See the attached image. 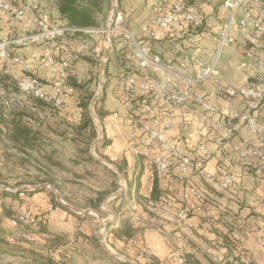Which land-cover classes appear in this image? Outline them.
<instances>
[{
  "label": "crops",
  "instance_id": "crops-1",
  "mask_svg": "<svg viewBox=\"0 0 264 264\" xmlns=\"http://www.w3.org/2000/svg\"><path fill=\"white\" fill-rule=\"evenodd\" d=\"M8 1L15 6H21L33 0ZM173 1L116 0L117 13H121L124 31L118 33L115 38L116 43L112 44L110 57L106 63L108 79H106L104 94L97 107L102 114L100 118L102 124L100 156L111 163L115 169L102 162L99 164H102L109 175L112 174V184L119 185V190L123 188V192L113 197L115 191H99L94 193L92 198L98 193H103L107 195L105 200L110 199L109 204L112 202V210L110 209L106 216L96 221L95 224H98L100 233L102 223L104 220L108 221L103 229L107 244L109 242L112 251L115 247L120 250L124 247L126 252L122 250L118 252V255L122 257L113 254L110 256L101 243L99 233L98 247L102 249V254L107 255L111 263V260L120 262L117 264H133V262L150 264L154 261L160 264L179 253H183L185 257L191 255L201 264H264V249L258 243L259 239L264 240V172L240 160L233 151V146L243 138L255 139L245 125L241 124L228 144L221 146L220 153L207 161L205 174L211 175L212 181H208L194 171H191L188 177H183L177 170L176 164L173 175L159 176L149 168L143 156L133 151L134 147L142 148L149 145L147 136L141 132L140 128L144 123L155 118L154 114L146 110L147 104L153 102L151 95L138 92L130 104H125L117 91V84L125 75L140 78L145 72L153 74L151 68L143 69L137 60L127 58V55L135 48L134 40L151 46L154 55H159L163 63L174 68L179 67L183 62L190 63L195 48H202L203 56L209 57L217 47L216 33L208 26L201 31H193L198 35L197 46L191 45L187 36L181 31L153 33L142 30V26L147 21L163 15ZM222 1L209 0L202 5V9L206 14H212L220 8ZM189 2L194 5L200 4L198 0ZM106 5H110L113 9L114 0H103L99 4V12L96 13L98 14V27L84 28L83 32L77 34L68 33L57 43L50 45L57 61L64 60L70 63L68 85L73 90L65 96L64 107H57L60 108L59 110H54L49 103L52 101H45L44 104L41 103L42 105L35 104V109L33 108L34 111L44 116L42 119L39 118L40 122L31 121L34 133L38 132L40 135L33 151L42 153L41 156L44 162L46 161L43 164L44 167H48L53 173L55 168L48 165L50 160L61 164V169H65L62 161L56 160L54 154L60 150L67 153L73 150H85L83 145L74 141L77 135L73 133V128L80 124L82 112L79 92L69 81L71 78L79 83L86 80L84 72L86 68L88 70V60H91L89 55L92 56L97 48L100 50L105 48L101 29ZM36 11L38 14L48 15L50 22L54 25L69 23L66 17L61 15L57 0H40ZM129 34L134 35V40L127 39ZM22 35L16 21L0 14V39H15ZM45 48L46 45L43 42L37 44L28 42L25 45L13 46L12 54L27 61L30 66L28 72L41 80L47 94L55 96L50 69L43 65L42 57H40L43 56ZM241 49L242 46L233 45L223 52L222 74L219 77L223 86L243 88L249 85L245 73L238 66L237 58ZM26 74L20 65L12 61H0V77L17 82ZM201 88L206 89L201 90ZM195 91L219 105L222 118L228 125L237 124L232 116L235 111H248V102L245 99L224 96L212 81L194 89ZM53 105L55 106L54 102ZM261 107L259 106L254 114L259 124L264 127V111H262L264 107ZM201 114L200 107L191 100L187 108L177 112L174 129L168 134L169 141L177 144L181 153L191 158L199 155L196 149L197 123ZM54 123L57 128H61L59 131L55 127L53 129ZM206 138L213 145L218 142L213 131L206 132ZM42 169L45 171L44 168L39 169L37 175L39 181L43 179L39 177L44 175L41 173ZM112 172L117 175L116 178ZM118 172L123 175V182L120 181ZM85 173L88 174V171ZM226 175H231L234 180L232 186L227 189L221 186ZM155 184H158L161 194L154 200ZM189 184L198 187L204 193V202L199 211L189 214L187 221H180L177 214L185 206L183 192ZM6 191L11 190L6 189ZM11 192L19 193L20 199L27 195V200L34 204L31 212L48 232V235L37 233L33 236L32 240L41 248L45 247L44 244L49 235L54 234L65 235L70 242L79 241L89 251L85 252L87 254L98 253L96 242L92 240L95 234L93 219L88 215L76 213L66 206V209L71 210L72 213L58 207L49 193L50 188ZM169 197L176 202L175 210L170 213L150 211L148 207L150 201L157 202L161 198ZM133 204L138 205L136 211L129 208ZM23 211L26 210L23 209ZM0 219H4L1 209ZM145 223L155 224L153 230H146ZM10 225L13 228L17 226L14 222ZM125 226H130L134 232L130 240H126L119 234ZM146 245L152 247L150 258L137 251V248L140 249ZM70 258L73 259L72 255Z\"/></svg>",
  "mask_w": 264,
  "mask_h": 264
},
{
  "label": "built area",
  "instance_id": "built-area-1",
  "mask_svg": "<svg viewBox=\"0 0 264 264\" xmlns=\"http://www.w3.org/2000/svg\"><path fill=\"white\" fill-rule=\"evenodd\" d=\"M39 1L33 0L15 6L8 0H0V14L16 21L23 33L19 38L0 39V61H12L27 73L17 81V92L8 95L0 88V96L7 109L13 102H20L30 97L52 101L56 107L63 108L65 96L73 91L68 85L70 63L64 60L57 61L50 45L60 41L68 33L77 34L84 30L68 24H52L48 15L37 13L36 7ZM198 1L200 4L194 5L188 0H174L163 15L147 21L142 26V30L153 33L181 31L187 36L191 45L197 46L198 35L193 31L198 32L208 26L216 33L215 52L205 57L202 48H195L190 63L183 62L179 67L174 68L163 63L159 55H154L151 46L135 41L134 35L129 34L127 39L134 40L135 48L127 58L137 60L143 69L151 68L153 74L145 72L140 78L125 75L117 84V91L125 104H130L138 92L151 95L153 102L147 104L146 110L154 114L155 118L147 121L140 128L147 136L149 145L133 148L137 155L146 159L151 170L159 176L168 177L174 174L176 164L177 170L183 177H188L190 172L194 171L208 181H212V176L205 174L207 161L220 153L221 146L228 144L241 124L247 127L255 139L243 138L233 146L234 153L240 160L253 159L264 165V127L259 124L254 114L259 106L264 107V0H223L220 8L212 14H206L202 9V5L209 0ZM107 23L108 42L110 41L112 45V37L115 39L119 32L124 31L121 13H117L116 9L114 17H110ZM28 42L31 44L43 42L46 45L43 56L40 57L43 65L50 69L55 96L47 94L41 80L28 72L30 66L27 61L12 54L13 46L25 45ZM233 45L242 46L237 61L249 81V85L243 88L223 86L219 79L223 52ZM104 49H95V56H99ZM211 81L224 96L241 97L248 102L247 112L233 113V119L237 121L236 125H228L224 122L216 102L208 100L199 92H194V89ZM191 100L202 111L197 123L196 149L199 155L195 158L182 154L178 145L168 139V134L174 129L177 112L187 108ZM209 131H213L216 135L218 142L215 145L206 138V132ZM233 182V177L226 175L221 186L227 189ZM183 198L185 206L180 209L177 216L180 221H187L190 213L202 208L204 193L198 187L189 184L184 189ZM129 208L136 211L138 205L133 204ZM149 208L156 213L159 211L170 213L176 209V202L172 197L161 198L157 202L150 201ZM21 220L33 226L38 223L36 218L28 215ZM258 243L264 249V240L259 239ZM137 251L150 258L152 247L146 245L137 248ZM160 264H186V258L183 253H179Z\"/></svg>",
  "mask_w": 264,
  "mask_h": 264
},
{
  "label": "rangeland",
  "instance_id": "rangeland-1",
  "mask_svg": "<svg viewBox=\"0 0 264 264\" xmlns=\"http://www.w3.org/2000/svg\"><path fill=\"white\" fill-rule=\"evenodd\" d=\"M104 9H105L104 10L105 12L104 23H103V27L101 30H102V35H103L102 41H103L105 49L101 54H99V56H95V54H92V56L89 55V57H91L90 58L91 60H88L89 61V66H88L89 73L86 68V71L84 72L86 75L85 77L86 80L82 81V83H85V82L89 83V87L87 88V90L90 94L93 95L92 99L89 102V112L92 109V101L94 97L97 96L98 93H102V96H103L105 86H106V79H108L107 78L108 75L106 73L107 72L106 71L107 62L105 61V53L107 49L109 48L112 50L111 48L112 45L110 41L108 42V37H107L108 36L107 35L108 23L107 22L113 13L112 12L113 9L114 10L116 9V3L114 2L113 9L110 7V5H106ZM112 40H111L112 44L116 43L113 37H112ZM104 62H105L104 73L101 74L100 70ZM220 73L222 74V72ZM202 89H206V88H201V90ZM26 100L22 99L20 100V102L18 101L13 102L11 104V107L13 106L11 110L20 112L21 107L26 106L27 104V106H29L28 109L33 111V113H35V115L38 118L41 117L42 119L44 116H42L36 110L35 111L33 110V108L35 107V104L32 102V100L31 99H26ZM100 101H98V103ZM22 102L24 103L22 104ZM98 103L94 107L96 117L93 118L90 112V116L94 122V128H95L96 134H95V138L93 139V141L87 142L89 146L87 147L88 144L86 145V144L81 143L85 149L84 151L73 150L72 152L67 153L66 151L60 150V152H57L56 154H54V157L56 160L59 159V162L62 161L63 163L62 165L65 169L63 170L61 168L55 167V169H53L54 176H51L50 178L56 180L58 185L62 187L61 189L62 195L59 192V190H57L56 188H55L56 191L53 189H50V191L52 192L53 198L57 202H59L57 199V195H59L61 200L65 204H67L71 210L77 209L81 211H84V210L97 211V212H100L102 216L105 217L108 211H110V209L112 210L111 208L112 202L110 204L108 203L107 207L102 206V202H101L99 208H94V207H90L91 198L94 195V193H97L99 191L100 192L102 191L117 192L120 187L119 185L116 187L115 184H112L111 182L112 174L109 175L106 172V170H104V167L102 166V164H99L100 161H98L94 156L96 155V156L101 157L100 156L101 151H99V145L101 143L95 146V151L93 152V145L95 141L100 139L102 142V136H101L102 135V124H101V119L98 114L100 111L97 108ZM54 127L58 131L61 129V128H57V125L55 123L53 125V129ZM18 149L19 148H16L9 139H7L6 142L4 143H0V160L2 163L0 165V186L6 187L7 189L11 191H17V190L24 189L25 187L35 188L39 185H43V184H37V182L39 181L37 178L38 171L39 169L44 168L43 164L46 163V161L44 162L43 157L41 156L42 153L34 152L30 148H26L27 150L21 153L20 150ZM88 160H89V164L87 165ZM59 165L61 166V164ZM85 171L86 172L88 171V174L85 173ZM113 175L115 177L116 174L113 173ZM39 177L43 178L42 181L47 179L45 175L39 176ZM42 181H39V182H42ZM0 190H6V189H0ZM29 195H31V193ZM21 199L18 198L15 201H12L10 197L6 199H0V209H4L3 205H5L4 207H7V209L11 212L10 214L11 215L13 214L12 217L15 215L13 218L11 217L8 219L5 217L3 220L0 219V237L4 238L6 241L0 244L1 262L3 264H34L31 262V260L33 259V260H39V264H43L44 261L41 262V260L43 257V252H45V249H44L45 247L41 248L40 245L28 244V243H33L31 239H33L32 237L36 233V227L33 226L32 224L25 223L24 221L21 220L23 217L27 215L30 217H34L33 216L34 214L31 212V207L34 204L32 202H29V200H27V195H25V197H22ZM107 200H110V199H107ZM23 209L26 211H23ZM149 214L152 216L151 213ZM88 216L91 219H93L92 221L94 223L93 230L95 234L92 236V240L96 242L95 243L97 245L96 249H99V251L101 252L98 251L97 254H95V252H93L92 254L90 253L87 254L85 253L87 251V248L81 245L79 241L74 240L73 242H70L69 240L67 241V244L65 246L67 247L68 252L72 253V257H73V259L71 260V262H69V264H117V263H120L117 260H111L112 261L111 263L110 260L107 259V255L102 254V249L98 247L99 228H98V224H95L96 221H99V219L101 218L98 217L95 213H93L92 216L90 215ZM15 217L17 218L15 219ZM12 222L17 224L16 228L11 227L10 224H12ZM145 224L147 225L146 230L148 231L153 230V226L155 225L153 223H150V224L145 223ZM22 241L28 242V243L26 242L27 245L25 246V248L19 247V245H17L18 243ZM107 245H109L108 246L109 249H112L109 242ZM36 250L39 252L35 253ZM121 250L120 248L115 247L113 248V251H114L113 253L119 254L118 252H121ZM122 251L126 252L124 247ZM111 254L112 253H109L110 256ZM138 264H142V263H138Z\"/></svg>",
  "mask_w": 264,
  "mask_h": 264
},
{
  "label": "trees",
  "instance_id": "trees-1",
  "mask_svg": "<svg viewBox=\"0 0 264 264\" xmlns=\"http://www.w3.org/2000/svg\"><path fill=\"white\" fill-rule=\"evenodd\" d=\"M102 2L103 0H57V6L59 8L61 15L66 17L67 21L69 22L68 24L71 27L84 29V28L99 26L98 14L96 15V13L97 11L99 12L98 6ZM69 77L70 76H68V79ZM70 83L79 92V95H80L79 104H80V108L82 112V118H81L80 124L73 128V133L77 135L74 141L77 144L83 143L87 145L88 144L87 142L93 141V139L95 138V134H96L95 128H94V122L89 112V102L92 99L93 95L90 94L87 90V88L89 87L88 82L79 83L76 79L71 78ZM0 87H2L8 95L12 92L18 91L17 82L10 80L9 78H5V77H0ZM29 99H31L34 104L40 105L41 103L42 104L45 103V101H42V100L39 101L32 97H30ZM49 103L52 105L54 110L60 109V108L55 107L53 105V102H49ZM12 107L7 109L6 106L3 104L1 96H0V143H4L6 142L7 139H9L16 148H19L18 150H20L21 153L27 150L26 148H30L33 150V148L36 147L35 143L38 142V138L40 135L38 132L34 133L31 121L38 122L39 118L35 115V113H33V111L29 110L27 106H22L20 109V112H17L14 110L12 111L11 110ZM262 109H263L262 111H264V108ZM98 114L100 118H102V114L100 112ZM88 146L89 144L87 145V147ZM245 162H247V164L250 165L251 167L253 166L257 167L264 172V165L260 163L259 161L249 159V160H246ZM48 163H49L48 165H52L54 166V168L55 167L61 168V166L58 163L53 162L51 160ZM44 169L45 171L42 169L43 170L42 173L45 175L47 179L42 182L38 181L37 184H46V183L50 184L54 186L57 190H59V192L62 195V192H61L62 187L58 185L56 180L50 178L51 176H54L51 169H49L48 167H44ZM114 178H116V175ZM115 186L117 187V185ZM49 193L52 196L54 203L58 207H61L67 210L68 212L72 213L71 210L66 209L64 205L60 204L53 198L51 191ZM160 194L161 193H160L159 186L158 184H155L153 199L154 200L157 199ZM19 195H20L19 193H14L11 191H6V190H0V199H6L10 197L12 201H15L19 198ZM106 196L107 195L103 193L96 194V197L91 198L90 207L99 208L101 202H103ZM4 206L5 205H3L4 209H1L3 216L4 218L6 217L9 219L12 217L13 214L11 215L10 214L11 212L7 209V207H4ZM16 218L17 217H15V219ZM35 227H36L35 234L45 233L46 235H48L46 228L44 227V225H42L41 222L38 221ZM119 234L123 238H126V240H130L133 237L134 232L130 226H125L122 229V231L119 232ZM115 235L117 234L115 233ZM67 241L68 240L65 235L50 234L44 244L45 252H43V257H42L41 262L44 261L43 264H69V262L71 261L70 257L72 253L68 252L67 247H65L67 244ZM3 242H6L5 239L0 237V244H2ZM26 242L22 241L18 243L17 245H19V247L25 248V246L27 245ZM32 242L33 243H28V242L27 243L36 244L34 240H32ZM37 252L39 251L36 250L35 253ZM185 258H186V264H201L197 259H195L191 255L189 256L186 255ZM31 262L34 264H39V260L32 259ZM0 264H3L1 262V256H0ZM150 264H158V262L154 261L153 263H150Z\"/></svg>",
  "mask_w": 264,
  "mask_h": 264
},
{
  "label": "water",
  "instance_id": "water-1",
  "mask_svg": "<svg viewBox=\"0 0 264 264\" xmlns=\"http://www.w3.org/2000/svg\"><path fill=\"white\" fill-rule=\"evenodd\" d=\"M114 2L116 3V5H117V2H116V0H114ZM116 10V9H115ZM115 10L113 9V13H112V18L114 17V15H115ZM112 48V47H111ZM110 52H111V49L109 48L107 51H106V53H105V60H106V62L108 61V59H109V57H110ZM104 68H105V62L102 64V67H101V74H103L104 73ZM102 99V93H98V95L97 96H95L94 97V99H93V101H92V109L90 110V112H91V116L94 118V117H96V114H95V111H94V107H95V105L98 103V101H100ZM101 143V140L100 139H98L97 141H95V143H94V145H93V152L95 151V146L97 145V144H100ZM95 156V158L98 160V161H100V162H102V163H104V164H106V165H108L109 167H111V168H114L115 169V167L111 164V163H109V162H107L106 160H104L103 158H101V157H99V156H96V155H94ZM118 175H119V179H120V181L121 182H123V180H124V177H123V175L120 173V172H118ZM46 188H50V189H53V190H55L56 191V189H55V187H53V186H50V185H48V184H44V185H39V186H37V187H35V188H28V187H25L24 189H21L20 191H22V192H28V191H35V190H43V189H46ZM0 189H7L6 187H3V186H0ZM122 192H123V188L122 189H120L119 191H117L114 195H113V197L114 196H119V195H121L122 194ZM57 199H58V201L60 202V203H62L64 206H66L67 208H70L67 204H65L62 200H61V198H60V196L59 195H57ZM109 201L110 200H106L104 203H103V206L104 207H107L108 206V203H109ZM74 212H76V213H81V214H83V215H92L93 213H95L98 217H100L101 219H103V216H102V214L100 213V212H97V211H91V210H84V211H81V210H77V209H72ZM104 210V209H103ZM109 212V211H108ZM111 214V213H110ZM107 223H108V221H105L104 220V222L102 223V225H101V230H100V233H99V237H100V240H101V243H102V245L107 249V251L109 252V253H112L113 255H116L117 257H122V256H120V255H118V254H116V253H113V251L111 250V249H109V247H108V245H107V242H106V239H105V236H104V233H103V229L105 228V226L107 225ZM130 261V260H129ZM131 262V261H130ZM133 262V261H132ZM133 264H138L137 262H133Z\"/></svg>",
  "mask_w": 264,
  "mask_h": 264
}]
</instances>
